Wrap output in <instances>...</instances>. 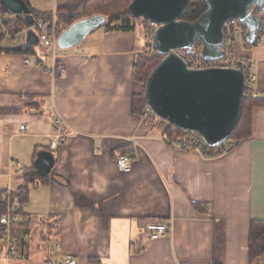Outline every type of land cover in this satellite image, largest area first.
<instances>
[{"label": "crops", "instance_id": "1", "mask_svg": "<svg viewBox=\"0 0 264 264\" xmlns=\"http://www.w3.org/2000/svg\"><path fill=\"white\" fill-rule=\"evenodd\" d=\"M27 1L60 33L72 24L58 20L87 17V0ZM102 26L74 46H57V59L40 41L28 43L30 26L14 37L2 28L0 43L14 41L0 47L23 52L0 53V196L12 193L22 222L11 228L15 254L0 241V264H63L66 254L80 264H250V225L264 220V105L252 110L251 135L227 154L208 158L172 145L165 124L134 106L144 90L134 68L149 43L138 27ZM258 36L255 46L237 41L235 51L252 61L264 99V31ZM60 64L66 73L56 77L51 69ZM61 134L66 141L53 149ZM40 151L52 152L55 165L28 183L22 202ZM122 152L134 156L130 173L116 165ZM151 222L171 224L172 234L151 240Z\"/></svg>", "mask_w": 264, "mask_h": 264}, {"label": "water", "instance_id": "2", "mask_svg": "<svg viewBox=\"0 0 264 264\" xmlns=\"http://www.w3.org/2000/svg\"><path fill=\"white\" fill-rule=\"evenodd\" d=\"M207 11L196 21L181 20L189 0H132L129 14L157 27L152 47L163 56L149 75L145 98L155 115L175 127L200 133L210 146H217L230 138L242 111L246 88V64L239 61L236 68L211 67L193 69L177 54L184 49L194 52L198 41L205 59L222 56L224 25L236 19L247 26L246 41L252 44L261 26L260 13L264 0H204ZM10 14L23 15L30 27L35 24L32 9L26 0H1ZM106 18L95 15L65 29L58 38V46L67 48L81 42L89 33L103 25ZM28 43L39 45L35 31H27ZM55 165L50 151H40L35 167L40 178L49 177Z\"/></svg>", "mask_w": 264, "mask_h": 264}, {"label": "built area", "instance_id": "3", "mask_svg": "<svg viewBox=\"0 0 264 264\" xmlns=\"http://www.w3.org/2000/svg\"><path fill=\"white\" fill-rule=\"evenodd\" d=\"M33 29L41 43L42 49H46L51 52V56L54 59H57V43L59 38V31L56 24L50 23V21L45 17H39L34 26L30 27ZM29 28V29H30ZM247 26L244 25L241 21L232 19L225 23L224 25V42L222 44V56L217 59H205L202 54V44L198 41L195 45L194 52L192 54H188L186 50L179 49L177 50V54L181 56L188 66L193 69H205L211 67H219V68H236L239 61H243L246 64V88L244 97L258 98V94L255 91L253 86L254 81L256 80V75L253 74L252 61L249 59H239L235 58V45L237 39H241L244 42V45L247 47L248 44L245 42V37L247 34ZM264 31V25L261 24L256 39L252 43V46L257 45L261 41V37H259V32L262 33ZM152 35V34H151ZM153 39V38H152ZM251 46V45H250ZM150 46L147 47V50ZM152 51H154L152 47ZM235 57H234V56ZM27 63H30V59L27 58ZM51 72L54 76L64 75L66 73L65 64H60L58 67H53ZM154 114V111L151 106H147L143 111V118L145 120L150 119V117ZM58 126H60L61 121H57ZM29 130V127L26 125L20 126V133L26 134ZM170 144H174L180 146L184 149H195L204 154V156L208 158L218 157L224 154H227L232 148L237 145V141L228 138L223 143L217 146H210L206 143L203 137L194 130H181L180 132L174 131L170 136L166 137ZM66 141V137L62 134L60 136H55L51 139V147L53 149H57L62 143ZM134 156L130 153H118L115 157V162L118 169L123 173H130L133 170L134 166ZM18 166H21L19 163ZM2 201L6 204V212L0 218V224L3 226L0 231V241L4 242L7 240L9 246H13L9 248V252L12 254L16 253V245L10 239L11 236V228L13 226H19L22 222V215L20 213V207L14 203L12 193L10 191H5L1 194ZM148 232V236L151 240H158L162 237H166L172 234V225L169 223L163 222H151L146 226L145 229ZM55 249L57 251L61 250V242L59 240H54ZM63 264H80V262L72 255L66 254L62 256Z\"/></svg>", "mask_w": 264, "mask_h": 264}, {"label": "trees", "instance_id": "4", "mask_svg": "<svg viewBox=\"0 0 264 264\" xmlns=\"http://www.w3.org/2000/svg\"><path fill=\"white\" fill-rule=\"evenodd\" d=\"M27 1V0H26ZM132 0H87L86 3V13L87 17H92L95 15H102L106 18L105 23L103 24L109 29H122V30H133L136 28L139 20L133 18L129 12L128 7ZM28 5L32 9V13L35 19L41 17L43 14H38L35 10L31 7L30 3L27 1ZM208 7L204 0H189L188 4L186 5L184 11L181 14V20H186L189 22H194L198 20L206 11ZM0 14H6L13 19H5L2 17V23L0 25V41L4 39L3 30L2 28L5 27L7 30L8 28L17 29L16 31H11L15 33L18 31H25L29 24L27 19L23 15H13L10 14L7 9L2 5L0 0ZM76 17H67L62 18L60 21L58 20V26L62 25L63 23L73 24L74 22L78 21ZM144 24L146 23L147 27L151 28L150 32L154 34V30L156 26L151 25L147 20L142 19ZM15 24V25H14ZM22 29V30H21ZM149 30V29H148ZM62 31V29H61ZM60 31V32H61ZM61 34V33H60ZM31 47V46H27ZM26 51V50H25ZM2 52H23V49H5L0 47V53ZM142 57H140L141 59ZM145 56L143 57L142 61H144ZM140 59L136 62L134 68V78L138 82H142L144 86V90L141 94L134 96V106L138 109L141 106V109H144L148 106L147 100L145 98V85L149 78L151 72L155 69V67L161 62V60L156 61H140ZM142 62V63H141ZM264 105V99L259 98H251V97H244L242 103V111L239 122L230 136V139H233L237 142L241 141L242 139L246 138L247 136L251 135L252 131V110L255 106ZM142 111V110H141ZM1 113V111H0ZM159 121L165 124V131L167 135H171L174 131L180 132L182 129H179L172 125L171 123L158 118L155 113L148 119V121ZM130 153V152H124ZM131 154V153H130ZM26 180L25 184L22 185L20 188L21 197L20 201L26 202L28 200V183H36L39 179H42L37 174L36 169H34L31 173H26ZM19 198V196H17ZM6 211L5 204L1 200L0 196V218L4 215ZM1 230V224H0ZM249 253H250V264H264V220H253L250 225V234H249Z\"/></svg>", "mask_w": 264, "mask_h": 264}, {"label": "rangeland", "instance_id": "5", "mask_svg": "<svg viewBox=\"0 0 264 264\" xmlns=\"http://www.w3.org/2000/svg\"><path fill=\"white\" fill-rule=\"evenodd\" d=\"M2 17H4L5 19H13L14 17H11V16H9V15H6V14H0V25H1V23H2ZM62 24H64V26H65V23H63L62 22ZM15 25V24H14ZM147 24L145 23L144 24V21H140V22H138V24H137V26L136 27H138V29H139V31L142 33V35L144 36V38H145V40L147 41V43H149L147 46H146V52L143 54V57L145 56V60L144 61H156V60H162L163 59V56H161L160 54H158L157 52H153L152 51V43H153V39L152 38H154V34H152V32H150V29L151 28H149V27H147L146 26ZM102 27H106V26H102ZM9 30H7L8 31V34L10 35V37H14V35H16L17 33H18V31L17 32H15V33H12L11 31H16L17 29H13V28H8ZM149 29V30H148ZM157 29V27L155 28V30ZM22 30V29H21ZM154 30V31H155ZM58 31H59V33H60V29H58ZM19 33H20V31H19ZM155 33V32H154ZM152 34V35H151ZM4 35V34H3ZM8 35V36H9ZM14 41V39H12V38H8V39H5L4 40V42L3 43H0V45L1 46H7L9 43H11V42H13ZM237 41H242L241 39H237ZM11 45V44H10ZM9 46V45H8ZM148 46H150L149 47V49L147 50V47ZM50 53V55H52L51 54V52H49ZM236 51H235V56H237L236 55ZM234 56V55H233ZM234 56V57H235ZM51 57V56H50ZM143 57L140 59V61H142V59H143ZM235 58H240V57H235ZM242 58V57H241ZM144 61H142L143 63H144ZM141 62V63H142ZM58 76V75H57ZM56 76V77H57ZM136 80V79H135ZM137 81V80H136ZM138 82V81H137ZM140 84H142L143 85V83L142 82H139ZM135 95H137V94H134V96ZM138 110H142L141 109V106L137 109V111Z\"/></svg>", "mask_w": 264, "mask_h": 264}]
</instances>
